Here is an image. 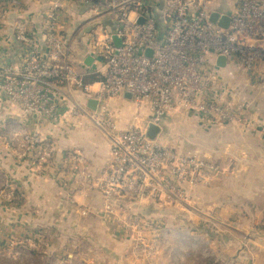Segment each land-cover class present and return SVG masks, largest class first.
<instances>
[{
    "label": "built area",
    "instance_id": "1",
    "mask_svg": "<svg viewBox=\"0 0 264 264\" xmlns=\"http://www.w3.org/2000/svg\"><path fill=\"white\" fill-rule=\"evenodd\" d=\"M9 1L0 0V21ZM65 1L54 0L42 13V43L30 35L25 17L16 19L13 30L21 69L0 61L2 93L27 118L35 119L34 128L16 125L7 135L11 158L57 171L59 176L64 170L80 183L83 176L74 163L85 158L65 152L56 161V139H42L40 132L46 125L68 132L94 126L108 139L110 161L101 176L88 177L86 183L99 194L102 212L118 237L128 242L133 262L190 264L193 259L192 264H201L197 259L203 254L214 262L213 251L206 250L207 234L202 230L201 238L194 240L193 225L179 223L185 212L202 214L196 227L208 221L209 215L200 210L202 205L194 204L190 191L209 187L219 175V165L204 153L177 150L163 133L150 139L146 132L149 125L162 128L164 120L178 111L205 122L242 123L249 109L239 100V86L224 78L223 70L234 67L250 83L264 81V0H234L227 28L209 21L214 0H165L161 37L155 26V0H70L117 19L120 44L112 36L101 40L100 67L94 72H77L71 65V48L61 31ZM219 56L227 58L223 68L216 65ZM93 74L102 79L88 82ZM64 87H72L81 98L61 105L57 97ZM125 92L136 106L145 108L122 126V107L113 113L110 106L112 100L125 98ZM89 101L96 102L95 109L87 105ZM1 199H15L9 186L0 191ZM147 204L155 205L156 216L140 212ZM166 213L179 223L170 221ZM179 229L188 231L192 248L176 247Z\"/></svg>",
    "mask_w": 264,
    "mask_h": 264
},
{
    "label": "crops",
    "instance_id": "2",
    "mask_svg": "<svg viewBox=\"0 0 264 264\" xmlns=\"http://www.w3.org/2000/svg\"><path fill=\"white\" fill-rule=\"evenodd\" d=\"M53 1L8 2L5 16L0 21V61H8L13 69H21L14 23L17 18L25 17L30 35L42 43L41 15ZM164 3L165 0H155V26L159 37L164 33ZM63 4L66 19L61 31L71 48V65L77 72H94L100 67L97 54L101 40L112 36L120 41L116 35L117 19L108 12L93 13L70 0ZM233 7L234 0H214L209 5L211 13L221 15L229 14ZM88 56L93 58L90 67L85 65ZM223 71L224 78L236 79L240 91L243 87L246 95L251 97L243 101L240 94V102L249 109L242 123L205 122L194 115H190L194 117L191 120L180 115L173 118L176 117V123L182 120L196 123L195 128L200 131V138L195 141L197 147L220 167L219 175L209 187L190 191L194 204L202 205L200 210L209 215L208 221L200 226L207 234L206 250L214 253V246L218 247V253L213 257L218 264H227L228 261L231 264H264V81L250 83L234 67ZM93 76L101 77L100 74ZM124 97L126 99L112 100L110 106L113 113L117 106L122 107V126L132 122L136 115L143 114L145 108ZM79 98L78 91L64 87L57 101L67 106ZM169 120H164V126ZM34 124L35 119L27 118L6 99L0 85V191L8 184L11 192L19 195L22 201L18 205L16 195L15 199L0 200V253L5 247H10L11 251L14 247L18 251L19 242L28 239L25 245L32 250L27 249L29 255H40L45 264L46 261L54 264H132L128 242L118 237L102 212L99 194L86 183L88 177L101 176L110 161L108 139L89 124L69 132L54 125L41 129L42 139L52 137L57 141L56 161L61 160L65 152L67 155L80 153L85 158L74 163L78 174L83 176L79 183L75 176L64 173V170L59 176L57 171L41 170L29 162L11 158L6 145L9 132L17 128L16 125H25L29 130ZM172 145L179 150V144L174 142ZM154 206L144 205L140 212L156 216ZM168 219L177 220L173 215ZM16 255L21 257L20 253ZM10 257L18 260L13 254ZM198 257L202 258L197 259L198 263H211L210 256ZM192 261L189 259L190 264Z\"/></svg>",
    "mask_w": 264,
    "mask_h": 264
},
{
    "label": "rangeland",
    "instance_id": "3",
    "mask_svg": "<svg viewBox=\"0 0 264 264\" xmlns=\"http://www.w3.org/2000/svg\"><path fill=\"white\" fill-rule=\"evenodd\" d=\"M233 84H234V86L235 85L239 86L238 83L236 82V79H234V78H233ZM246 94L247 93L244 92L243 87H242L241 98L243 101H246L248 98H251V97H249V95L247 96ZM173 114L174 115L175 114L180 115V116L184 117V119L186 118V120H191L192 118H194L193 116L188 115L184 111H178V112H175ZM173 114H171V115H173ZM171 115H169V116H171ZM169 116L165 119V121L168 119H170V120L168 121V123L165 126L163 123L162 131L160 133H163V135H167L170 138L171 144H173L174 142L179 144L178 148L182 152H200V153H202V151H200L201 149H199L196 145L197 142H195V141H197V139L200 138V131L198 130V128H195L196 123L193 121H192V123H186V122H183V120L176 123L175 122L176 117L173 118V116H171V117H169ZM6 185L9 186L8 184H6ZM19 199H20V197H19ZM173 214H177V213H173ZM181 214H182V217L180 218L181 219L180 223L173 220V219H171L170 221H175V222L179 223L181 226H192L193 225V229L190 231L194 237L193 239L194 240L200 239L201 236L203 235V231H202V228L196 227L195 223H196V221H202V219H203L202 214L201 213H193V212H191V213L185 212V213H181ZM187 232H188L187 230H183V229H179V230L175 231L176 239L178 240L176 247H181V248H184L185 250L192 248L191 239H190V236H188ZM216 232H218V231H216ZM229 235L230 234H228V236ZM25 243L26 242L24 240L19 242L18 251H15L14 247H13V251H11L10 247H5L3 249V252L0 253V255L9 256V258L0 256V264H43L44 259L40 255H38V254L29 255V252L27 251V249H30V248L27 245H25ZM199 248L200 249L202 248V244L199 245ZM214 248H215L214 254L216 255L218 253V251H217L218 247L214 246ZM195 250H197V249H195ZM16 253H20L21 257H18L16 255ZM11 254H13V256H16L18 258V260L15 261V260L11 259V257H10ZM27 255H29V256H27ZM46 264H54V263H52L51 261H46ZM132 264H138V262H132ZM210 264H218V263L216 261V262H214V263L212 262ZM220 264H222V262H220Z\"/></svg>",
    "mask_w": 264,
    "mask_h": 264
},
{
    "label": "water",
    "instance_id": "4",
    "mask_svg": "<svg viewBox=\"0 0 264 264\" xmlns=\"http://www.w3.org/2000/svg\"><path fill=\"white\" fill-rule=\"evenodd\" d=\"M209 21L213 24H216L222 28H227L229 25V17L227 15H221L217 12H212L209 16ZM143 19L140 18L139 19V23H142ZM114 41L119 44V40L116 37H113ZM151 51L150 50H146L145 54L146 56H151ZM93 62V58L91 56L86 57L85 59V65L87 67H90L92 65ZM227 64V58L225 56H219L216 59V65L223 68L225 67ZM124 96H127L128 98H131V94L129 92H125ZM87 105L91 108V109H95L96 106V102L95 101H89L87 103ZM34 118L37 117L36 114L33 115ZM162 131V128L159 126H154V125H149L147 127V132L146 135L150 138V139H154L156 138L160 132Z\"/></svg>",
    "mask_w": 264,
    "mask_h": 264
},
{
    "label": "trees",
    "instance_id": "5",
    "mask_svg": "<svg viewBox=\"0 0 264 264\" xmlns=\"http://www.w3.org/2000/svg\"><path fill=\"white\" fill-rule=\"evenodd\" d=\"M99 79H102V77H95V76H88L87 77V80H88V82L89 81H94V80H99ZM16 195V197H17V199H16V203L18 204V205H21L22 204V201H21V197H20V199H19V195L17 196V194H15Z\"/></svg>",
    "mask_w": 264,
    "mask_h": 264
}]
</instances>
